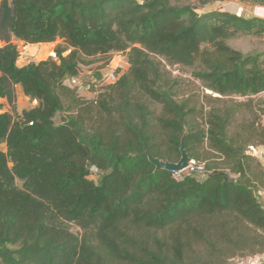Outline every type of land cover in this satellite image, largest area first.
<instances>
[{"label": "trees", "instance_id": "trees-1", "mask_svg": "<svg viewBox=\"0 0 264 264\" xmlns=\"http://www.w3.org/2000/svg\"><path fill=\"white\" fill-rule=\"evenodd\" d=\"M173 1L0 0V264H227L263 252L264 182L246 152L256 123L246 138L229 129L264 92V53L228 42L264 36V17ZM14 39L64 45L20 67ZM114 52L129 69L97 96L63 83ZM162 60L195 68L222 106L179 100ZM18 87L37 102L21 114ZM183 138L191 159H207L204 147L219 159L204 180L143 154L178 162Z\"/></svg>", "mask_w": 264, "mask_h": 264}, {"label": "rangeland", "instance_id": "rangeland-1", "mask_svg": "<svg viewBox=\"0 0 264 264\" xmlns=\"http://www.w3.org/2000/svg\"><path fill=\"white\" fill-rule=\"evenodd\" d=\"M173 2L181 5H190L191 7L196 8L200 14L209 11L222 10L238 13L245 17L264 16V0H174ZM13 42L18 46L20 52L18 58V66L20 67L30 62H40L49 58L57 60L58 57L55 53V48L59 44L64 45L61 40H57L53 43L40 44H30L18 39H14ZM228 43L232 48L239 50L244 54L257 52L264 53V36L237 35L231 38ZM2 44L3 43L0 42V45ZM68 52L69 51L65 54ZM118 53L119 52L112 53L108 59L101 56L87 59L89 63L81 66V72L78 77L81 79L82 84L86 86L93 85L94 89L91 91L92 95L97 96L106 84L115 83L106 80L114 66L120 62ZM162 62L165 64V70L171 74L172 78L178 81L177 97L179 100H187L190 105H196L198 108L207 110L211 107L222 106L220 102L214 100L215 97H219V94L206 89L202 85V82L193 76L195 68L185 67L178 64H167L164 60H162ZM128 69L129 66L126 67L123 73ZM79 91L81 94H90V91L88 90ZM17 94L18 114H21L23 110L30 109L37 104L36 101L33 102L26 97L19 87L17 88ZM235 99L241 101L247 100V97L237 96ZM0 102H4L5 104L2 112L7 111L9 106L6 104L5 99H0ZM252 121H255L256 123V133H254V139L250 143L246 144V152L254 156L257 160L253 163L254 176L256 178L255 183L262 185L261 182H264V145L259 144V142L264 141V92L253 97L252 106L250 108H241L240 112L235 116L229 129L230 135L233 136L242 132L244 138L248 137L250 135V128H247V126L250 125ZM243 129H246V131L243 132ZM0 148L7 150L6 143H1ZM253 149L255 150L253 151ZM201 151L204 152V156L208 157L207 159L200 160L206 164V172L195 175L197 178L204 180L208 174L213 171L208 169L207 166L209 164H213L214 162H218L219 159L214 157L216 155L213 152L207 151L206 147L202 148ZM227 172L233 178L238 177L237 174L229 171ZM90 178L98 184L100 182L101 175L92 171ZM256 194L259 201L264 206V188L258 190ZM72 230L74 232H78L79 229L76 225H72ZM261 262H264V250L263 252L255 255L235 257L230 259L227 264H259Z\"/></svg>", "mask_w": 264, "mask_h": 264}, {"label": "built area", "instance_id": "built-area-1", "mask_svg": "<svg viewBox=\"0 0 264 264\" xmlns=\"http://www.w3.org/2000/svg\"><path fill=\"white\" fill-rule=\"evenodd\" d=\"M118 54H119L120 62L117 63L116 66H114L113 70L109 73V75L107 76V80H106V81H111L112 83L116 82L118 77L121 75V72L123 73L126 67L129 66L126 60L125 54L123 52H119ZM63 83L71 88L79 89L81 91L88 90L90 91V93L94 89L93 85L86 86L82 84V81L79 77L66 78ZM107 83H110V82H107ZM107 85L109 84H106L105 86ZM103 88L101 89V91L103 90ZM254 150L255 149H253V151ZM205 172H206V164L196 159H191L189 161V165L185 169L180 170V171H176V170L172 171L175 178L179 180L183 179L185 176L195 175L198 173H205Z\"/></svg>", "mask_w": 264, "mask_h": 264}, {"label": "water", "instance_id": "water-1", "mask_svg": "<svg viewBox=\"0 0 264 264\" xmlns=\"http://www.w3.org/2000/svg\"><path fill=\"white\" fill-rule=\"evenodd\" d=\"M180 152H181V158L179 159L178 162H170V161L162 160L160 158H156L153 155H151L149 152H144L143 154L148 156L150 162H152L156 166V170L164 169L172 172L174 170L180 171L185 169L189 165V161L191 160L189 152L185 147L184 138L182 139ZM219 175L225 178L229 182L232 183L236 182L235 178L231 177L228 172H221Z\"/></svg>", "mask_w": 264, "mask_h": 264}, {"label": "crops", "instance_id": "crops-1", "mask_svg": "<svg viewBox=\"0 0 264 264\" xmlns=\"http://www.w3.org/2000/svg\"><path fill=\"white\" fill-rule=\"evenodd\" d=\"M264 17V16H263Z\"/></svg>", "mask_w": 264, "mask_h": 264}]
</instances>
